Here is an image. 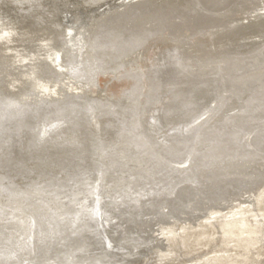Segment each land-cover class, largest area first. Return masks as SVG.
Segmentation results:
<instances>
[{"label": "bare ground", "instance_id": "6f19581e", "mask_svg": "<svg viewBox=\"0 0 264 264\" xmlns=\"http://www.w3.org/2000/svg\"><path fill=\"white\" fill-rule=\"evenodd\" d=\"M99 1L0 0V264L210 261L220 248L207 264L264 263V45L237 53L264 35V4L105 0L104 15ZM34 150L15 180L9 160ZM214 200L206 224L180 230L177 216ZM147 216L175 242L135 230Z\"/></svg>", "mask_w": 264, "mask_h": 264}, {"label": "rangeland", "instance_id": "374dc122", "mask_svg": "<svg viewBox=\"0 0 264 264\" xmlns=\"http://www.w3.org/2000/svg\"><path fill=\"white\" fill-rule=\"evenodd\" d=\"M102 1H104V2H102ZM115 1V0H114ZM123 1V0H122ZM130 1V0H129ZM165 2H167V0H165ZM263 2V3H262ZM100 3H102L101 5H100ZM104 3V4H103ZM105 3H107L105 0H100L99 1V4L96 6L97 8H95V11H96V13H98V14H101L102 12H104L105 11V9L107 10V11H105V14L104 15H106V14H108L109 12H111L112 11V9L113 8H110V4L112 3H107V4H105ZM251 4V5H250ZM263 4H264V1H261L260 2V0H254V1H252V3H248L247 5L249 6V8H251V9H253V8H257V7H263ZM107 5V7H105ZM102 6V7H101ZM252 6V7H251ZM118 9V5H116L115 6V9ZM102 9V10H101ZM104 9V10H103ZM100 11H101V13H100ZM260 13V12H259ZM104 15H102L101 17H103ZM85 33V32H84ZM210 38V37H209ZM208 38V41L209 42H212V40H210V39H214V37H212L211 36V38L209 39ZM147 41V40H146ZM263 45H264V35L263 34H261V33H256L255 35H250V36H248L246 39H245V46L242 48V49H238L237 50V53H239V54H241V53H245V51L246 50H248V51H250V50H255L257 47L259 48H263ZM246 49V50H245ZM170 55L169 56H171L172 55V53H169ZM168 55L166 56V57H169ZM82 63V65H84V64H86L87 63V61H86V59H84V60H80V62L78 63V64H81ZM84 63V64H83ZM219 63V62H218ZM219 64H221V62L219 63ZM218 64V65H219ZM81 65V66H82ZM77 66V65H76ZM255 85H253V87H254ZM256 87V86H255ZM254 87V88H255ZM256 90V89H255ZM257 101H259V103H260V101L261 100H257ZM221 104H222V102H220ZM219 103V106L221 107V104ZM219 106H217V107H219ZM220 109V108H219ZM214 110V109H213ZM212 110V111H213ZM206 111H204V113H205ZM261 112H263V111H261ZM260 112V113H261ZM204 113H202L201 114V116H199L198 118V120H196V122H198L199 123V121L201 120V119H204L206 116H207V114L205 113V115H204ZM228 114H230V112L228 113ZM262 114V113H261ZM249 117V116H248ZM246 117L245 116V118H244V120H242V122H245V123H252V120L253 121H256V118H252V117ZM197 119V118H196ZM251 119V120H250ZM250 120V121H249ZM204 121V120H203ZM203 121H201L200 123H202ZM229 122V124L230 125H235L237 122H239V120H236V121H233L232 119L231 120H228ZM233 121V122H232ZM250 125H252V124H250ZM21 130L19 131V134L18 135H20L21 137L24 135L23 133H24V131H22L21 133ZM22 134V135H21ZM19 136V137H20ZM20 137V139L18 138V140H17V146H15V149H17V148H20L19 146H21V144H22V142H23V138H21ZM19 142V143H18ZM33 152H35V150L34 151H32L31 153H28L29 155H22L23 157H20L21 159L19 160V161H17V162H13V161H10L9 160V162L11 163L10 164V173H11V175L14 177V179L15 180H24L27 176H28V174H29V172H30V170H31V167H32V164H30V163H28V162H31V160L33 159V158H29L30 156H31V154L33 153ZM95 153V154H94ZM86 158H97L98 157V159H100L99 157H101V155H100V153L98 152H95V151H93V150H90L89 152H87L86 154ZM91 156V157H90ZM26 157H27V159H26ZM113 159V158H112ZM106 160V163H110V164H112V161H111V158H108V159H105ZM110 160V161H109ZM24 162V164H23V162ZM27 161V162H26ZM20 162H22V164L20 163ZM100 162H102V161H100ZM28 163V164H27ZM109 164V165H110ZM176 165H180V162H176L175 163ZM27 165V166H26ZM22 166V167H21ZM24 166V167H23ZM109 167H111V166H108V168ZM60 175H57L55 178H58ZM44 179H45V174H44V177H43ZM47 179V178H46ZM59 179V178H58ZM77 179H79V177L77 178V176L76 177H74V180L73 179H70L69 180V186L70 185H73L74 184V182H75V180H77ZM137 186L138 185H140V183L138 184H136ZM135 185V186H136ZM141 186H143V185H140V186H138L139 188L141 187ZM70 187H68L67 189H69ZM66 189V190H67ZM100 200H102V198L101 199H99V201ZM209 203V204H208ZM208 203H207V205L204 207V210H203V212H202V209H198V208H196V209H194L193 211H189V213H185V214H183V213H181L180 214V216H177L178 217V219H176V221H177V224H179V228H180V230H184L186 227H191V226H193L194 224H196V225H199L200 224V222L202 221V223H204V224H206L205 222H207L206 221V215H208V214H205L207 211L206 210H208V211H210L211 213H214V212H216V210H217V207L220 205V203H219V201L218 200H214V201H208ZM240 203V200H239V198H237V199H231V200H229V201H227V203H226V210L228 211H235V212H239V205L242 207L243 205H241V204H239ZM256 205V204H255ZM202 207V206H201ZM153 208H155V206L153 207ZM168 208V207H167ZM259 208V207H258ZM148 209H151V208H145L144 210H148ZM262 209V210H261ZM260 210L261 211H263L262 213H263V217H264V208H261ZM100 210V209H99ZM52 213H50V214H52L53 216H54V214L55 215H57V213H58V210L56 209V210H52L51 211ZM101 212V211H100ZM241 213V212H240ZM98 214H101L100 216L101 217H104L103 216V213H99V211H98ZM201 215V218L199 219V216ZM237 215H239V214H237ZM37 217H39V216H36V218ZM46 217V215H43L42 216V219L43 218H45ZM153 216H147V218H143V220L141 221V223L144 221H147V220H154L153 218H152ZM176 217V218H177ZM114 217H112L111 219H109V221H106V223H108V224H110L109 226H111V223H109L110 221L112 222V224H115V220L113 219ZM38 219V218H37ZM173 219V218H172ZM202 219V220H201ZM152 221H150V223L152 224H150L147 228H143L142 226H141V224H140V226L139 225H135V230H139L140 231V229H141V231H146V233H147V231H148V233L149 232H151V233H154L153 235H154V237L153 238H151V240L153 241V244H159V243H162L161 241H165L166 239H168L170 242L172 241V242H175L174 241V236H173V233L171 234V236H170V234H168V233H166V232H164V233H161L162 231H160L159 232V230H158V228H156V226H154V223H155V221L154 222H152ZM146 224V223H145ZM125 225V226H124ZM124 225H122V226H120V228H118L119 230H121L122 229V231H125V229H126V224H124ZM137 226H139V227H137ZM144 226H147V225H144ZM122 227V228H121ZM124 227V228H123ZM141 227V228H140ZM155 227V229L153 230L152 228H154ZM200 227V226H199ZM144 229V230H143ZM145 229H147V230H145ZM200 229V228H199ZM216 229H217V227H216ZM150 230V231H149ZM158 230V231H157ZM15 230H12L11 231V233H12V235L10 236V238H12V237H14L15 236V234L13 233ZM122 231H118L119 233H121ZM109 232H111L110 231V229H109ZM160 234H159V233ZM175 232V231H174ZM155 233H157V234H155ZM163 234V235H162ZM156 235V236H155ZM173 236V237H172ZM157 239H156V238ZM171 237V238H170ZM164 238V239H163ZM160 239V240H159ZM110 240V241H109ZM108 241H106L107 243V245L108 246H113V245H115L116 244V241H113L112 239H109ZM155 240H156V242H155ZM114 242V243H113ZM155 242V243H154ZM159 242V243H158ZM220 250L221 251H213V252H210V253H208L207 254V256H208V258H210V261H208L207 259H206V257H200V258H194V259H192V260H188V258H184V259H180L179 257H177L178 259H176L175 257H173V259H175L174 261H171L170 260V258H169V256L168 257H166L165 258V256L163 257V256H161V257H158L159 259L158 260H156V264H162V261H163V264H207V262H214L215 261V258H216V256L217 255H219V254H224L225 253V251L224 250H222V248H220ZM94 254V251L92 252V255ZM167 256V255H166ZM21 258V257H20ZM163 260H162V259ZM214 258V259H213ZM117 260L118 259H120V258H116ZM161 259V260H160ZM167 259V260H166ZM211 259H212V261H211ZM165 260V261H164ZM179 260V261H178ZM182 260V261H181ZM160 263H159V262ZM202 261V262H201ZM124 262V261H123ZM197 262V263H196ZM210 264V263H209ZM262 264H264V263H262Z\"/></svg>", "mask_w": 264, "mask_h": 264}]
</instances>
